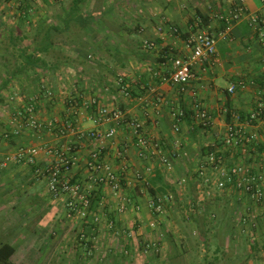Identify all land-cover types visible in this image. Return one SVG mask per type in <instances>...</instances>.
<instances>
[{
    "label": "crops",
    "instance_id": "1",
    "mask_svg": "<svg viewBox=\"0 0 264 264\" xmlns=\"http://www.w3.org/2000/svg\"><path fill=\"white\" fill-rule=\"evenodd\" d=\"M141 1L151 8L147 17L145 13L142 14L147 19L141 20L139 15L138 19H134L135 30L128 29L122 36H103L106 44H98L100 50L98 48L97 55L91 52L99 64L97 67L88 64V83L83 78L88 62L76 58L72 47L77 44L66 35L72 24H75L85 28L80 44L95 46L98 35L95 36L90 31L88 20L85 26L74 20L71 21L69 29L61 33L51 31V38L55 43L49 55L55 54L57 49L60 51L52 66L37 69V76L32 75L29 79L24 75L9 77V72L20 64L15 65L13 68H6V73L3 71L4 78L0 80L2 85L6 82L2 88L9 89L1 95L8 94L10 98H18L15 103H10V98L8 101L5 99L6 106L0 112V133L6 138L14 137V143L0 144V185H4L2 188H12V182L18 185L24 181L26 184L28 181H41L34 176L33 168L18 164L3 167L1 163L7 155L31 146L57 149L74 146L76 164L73 174L75 178L86 181L85 163L93 145L89 138H80L79 135L71 133L70 128L76 127L85 133L106 132L113 128V123L98 121L99 110L102 108L120 109L127 119L141 121L147 136L160 141L166 154L175 148L176 142L179 144V156L172 159L174 171L166 173L157 165L155 159L139 157L140 147L132 129L126 124L117 126L115 137L103 142L101 157L118 174H123V191L121 194H114L103 186L94 190V195L99 200L91 208L92 214L88 221L80 224V228L76 230L78 234L73 244L74 247H81L83 244L80 241L83 239L86 243H92L94 249L84 253L86 257L90 256L87 264H134L135 250L149 254V258L154 257L151 252L145 253L144 245L149 242L157 244L159 250L167 253L168 247L174 250L185 244V231L189 228L207 232L206 234L224 230L227 237H244L238 220L239 215L245 213L249 206L256 209L257 224L263 220L264 207L252 204L239 190L213 188L212 195H207L197 169L207 154L216 152L223 156L228 165L239 164L250 167L253 173L264 172V122L249 121L259 103L264 102V28L251 20L252 16L264 17V0ZM92 3L93 0H85L80 8L82 16L95 22L99 13H87L86 16L82 11L83 5L87 7L88 4L89 9ZM62 4H66V0H0V25L7 20L9 23L26 26L35 24L38 28L44 20V8L54 6L58 11ZM73 4L74 0H68L69 8L65 10L63 17L53 18L56 23L53 27H62L59 19L63 24ZM238 6H243L246 13L236 19L233 14ZM198 11L203 15L202 18L207 17V23L202 22ZM93 15H97L96 18H92ZM170 27H176L179 34H172ZM159 28H163L162 33L158 31ZM221 30H227V38L217 41V52L213 58L194 68V78L184 89L162 79L171 73L173 60L188 53L185 40L190 33ZM32 32L31 28L22 33L21 38L18 37L22 40L19 49H24V40L31 44L34 39H43L46 33L37 29L35 33ZM145 42L154 43V47H145ZM47 60L49 61L48 56ZM52 67L54 71L51 70ZM103 72L108 73L102 77L100 74ZM108 74L110 77H107ZM233 84L236 85V91L229 93L228 89ZM123 88H126L127 95L123 94ZM15 89L19 91L15 93ZM46 90L52 91V98L47 96ZM3 101L4 96H0V102ZM29 102L35 107V119L43 127L38 131L22 123L19 133L16 134V126L11 120ZM197 107L210 113V124L207 127H203L196 118ZM173 109L187 113L180 123L179 133L173 130ZM236 116H239V120ZM50 121L54 126L48 129L46 124ZM230 124L238 132L231 141L228 134ZM53 160L52 155L42 152L37 158V165H46ZM124 163L129 168L123 173ZM138 173L150 185L151 181L156 183L160 176L163 184L155 186L156 194L173 195L167 206V218L155 229L150 226L154 218L149 207V200L155 193L142 187V182L136 179ZM183 178L186 183L180 185L179 180ZM5 192L6 190L0 192V200L7 197ZM185 193L190 195L184 196ZM54 204L58 208L52 206L53 218L61 215L60 219L68 221L65 217V204L60 201H54L52 205ZM49 213L48 210L46 214ZM212 213H215L218 220L211 219ZM94 215L108 224L103 230L94 226ZM206 218L211 219L210 224ZM110 222L113 225L110 226ZM57 224L60 228H57L55 236L65 234L67 226H64L63 221H57ZM258 230L257 226L256 231L249 232L252 235L256 232L259 234ZM84 231H87V235H84ZM79 234L84 235L83 239L78 238ZM202 239L205 240L204 237ZM76 240H79L81 246L75 244ZM262 246L260 244V248ZM179 253L166 255L165 263H185L184 251L180 250Z\"/></svg>",
    "mask_w": 264,
    "mask_h": 264
},
{
    "label": "built area",
    "instance_id": "2",
    "mask_svg": "<svg viewBox=\"0 0 264 264\" xmlns=\"http://www.w3.org/2000/svg\"><path fill=\"white\" fill-rule=\"evenodd\" d=\"M245 13L246 9L243 6H238L233 15L237 19ZM251 20L255 24L259 23L260 28H264V17L252 16ZM158 31L162 33L163 28H159ZM169 31L175 35L179 34V30L176 27H170ZM227 36V30L190 33L185 40L188 53L185 56L175 58L171 73L162 79L166 82L179 85L184 89L194 78V68L198 64L213 58L217 52V41L220 38L226 39ZM144 46L154 47V43L145 42ZM228 91L229 93H234L236 85L233 84ZM122 92L124 95L128 94L126 88H123ZM46 94L49 98L53 97V93L50 90H46ZM17 99L11 97L10 103H15ZM31 102L26 103L24 111L18 110L11 120L12 124L16 126V134L19 133L22 123H26V125L38 131L43 127L34 117L35 107ZM93 103L96 102L93 101ZM195 115L203 127H207L210 124V113L206 109L197 107ZM171 117L174 121L173 130L175 133H179L181 130L180 123L185 117V112L173 109ZM236 119L239 120V116H236ZM256 120L264 122V102H260L257 110L249 117L250 122ZM98 121L113 123L114 127L106 132L94 131L89 133H85L76 127L70 128L71 133L79 135L80 138H89L93 145L89 159L85 163L87 179L84 182L75 178L73 174V168L76 164L74 146L69 145L65 149L42 148L38 146L24 147L13 154L7 155L2 161L3 167L9 164H18L33 168L34 176L39 180L45 181L47 191L53 201H60L65 204L66 219L79 225L87 222L88 217L92 214L91 207L94 190L103 186L109 188L114 194H121L123 191V174H118L101 157L103 142L115 137L117 126L122 124L128 125L132 129L133 135L140 147L139 157L142 159H155L157 165L166 173H173L174 162L172 159L179 156L178 142L175 143V148L169 154L164 153L160 141L154 137L147 136L144 132V124L137 119H127L125 113L120 109L102 108L99 110ZM53 124L50 121L46 124V127L51 129L54 126ZM237 133L235 126L230 124L228 126L230 141L236 138ZM42 152L52 155L54 157L53 162L41 166L37 165V158ZM120 156L123 157L124 155L120 154ZM128 168L129 165L124 163L123 173ZM197 173L202 179V185L206 188L205 192L207 195H212L213 188L217 190L232 188L244 193L251 200L252 204L264 207V172L253 173L250 167L244 165H228L223 156L216 152H210L200 163ZM136 179L142 182L143 188L148 189L150 187L149 181L145 180L142 174H136ZM185 183L186 179L179 180L180 185ZM172 198L173 195L171 193L152 195L149 200L152 218H154L150 223L152 228H157L160 222L167 218V206L172 201ZM123 207L122 205L121 210H123ZM211 217L215 218V213H212ZM238 221L241 223V233L247 234L249 231L256 230L258 226L256 209L249 206L245 210V213L242 212L239 215ZM93 224L98 230H103L104 226L108 225L106 222H102L101 218L97 215L93 217ZM109 225L111 226L113 223L110 222ZM144 249L145 253L151 252L152 254H157L160 251L158 245L151 242L146 243Z\"/></svg>",
    "mask_w": 264,
    "mask_h": 264
},
{
    "label": "rangeland",
    "instance_id": "3",
    "mask_svg": "<svg viewBox=\"0 0 264 264\" xmlns=\"http://www.w3.org/2000/svg\"><path fill=\"white\" fill-rule=\"evenodd\" d=\"M62 8L63 10H61ZM68 8V0H66V4L61 5L58 11H56L57 8L54 6H46L43 12L44 20L40 22L37 26L38 28H36L35 24L26 26L19 23H9L7 20L2 23V26L0 25V80L4 78L6 68H13L22 60L18 57L20 53L19 45L22 41L18 39V37H20L22 33L28 32L31 28L33 31L32 33H35V29L45 31L48 26L56 24L53 18L63 17L65 10ZM150 9L151 8L146 6V4L144 5L141 0H93L92 6L89 7V9L88 4L87 7L83 5L82 11L85 15L87 13H99L97 16L98 19H95V22L92 20L90 25H88L91 28L90 31H93L95 36L98 35L95 46L92 47L91 45L80 44L83 39L85 28H81L75 24H72L66 35H69L71 41H75L77 44L72 47L76 52V58L88 62L86 64L87 69L84 70L85 75L83 78L85 79V83H88V64L92 67H97L99 64L91 52L97 55L100 50L98 44H106L104 40L105 37L103 36L105 34L122 36L121 34L126 33L125 31L128 29L134 31V24H136L134 19H138L140 15L141 20H143L145 17L142 14L145 13L144 15L147 17ZM59 22L62 25L60 19ZM114 38L116 39V36ZM38 40L41 39L38 38ZM66 41H70V39H66ZM23 44H26L24 46L29 48L34 46L33 41L30 44L29 41L27 42L24 40L22 45ZM71 46L68 45V47ZM59 52L60 51L57 49L55 54H50L48 56L50 62L55 61L54 58ZM61 56L63 57L64 55L62 54ZM106 73L104 74L103 72L100 75L103 77ZM89 74H91V72ZM107 77H110V75L108 74ZM1 85L2 83H0V86ZM6 90L9 89H0V96H4V101L0 102V112H2L3 107L6 106L5 101H8L10 98V96H7L8 94L1 95L3 92H6ZM13 91L16 93L19 90L15 89ZM8 104L10 103L8 102ZM0 144H6V141H0ZM2 187H4L3 184L0 185V192L6 190L5 194L7 193V197L1 198L0 200V242L9 241L17 247L16 254L13 258L15 264H74L78 254L84 255L81 247H74L73 245L78 234L76 230L80 228V225L60 219L61 215H57L54 218L53 215H51L53 214L52 206L58 208L60 204L57 203L58 205H55V203L52 205L54 201L47 191L45 181H36V183L28 181L27 184L24 181V183L20 182L18 185L12 182V188L11 186L8 188ZM8 191L10 192L9 194ZM189 191H191V189H189ZM188 195L190 194H184V196L187 197ZM206 199L207 198H205V200ZM48 210L50 213L46 214ZM63 212L65 211L63 210ZM206 219L207 223L210 224L211 219ZM215 220H218V218ZM57 221H63L64 226H67L65 234H60V236H55V232L58 230L57 228H60ZM258 227L259 234L256 232V234L252 235V233L247 232L244 237H240L239 235L227 237L224 230H218L217 232H211L209 234L205 232L206 243L205 240L203 241L202 236H200L201 233L198 230L189 228L185 231V244L183 246L181 245L182 247L174 248V250L168 247L166 250L167 253L160 250L159 253H155V256L151 258L148 257L149 254L140 253L135 250L133 253V263L166 264L164 260L166 255H175L179 253L180 250H183L186 260L183 264H261V262L253 256L250 257V261L247 260L250 254H256L251 251L252 241L256 242L257 247L259 246V252H257L256 256H263L264 251L260 249V244H264V215L263 220L258 222ZM54 237L56 239H54ZM98 248L100 249V246H98ZM217 250L220 251L217 252ZM151 255L153 254L151 253ZM226 256L229 257L226 258ZM214 259L217 261H214ZM219 259L223 260L220 261ZM245 260H247V263L244 262ZM85 261V264H87L88 260Z\"/></svg>",
    "mask_w": 264,
    "mask_h": 264
},
{
    "label": "trees",
    "instance_id": "4",
    "mask_svg": "<svg viewBox=\"0 0 264 264\" xmlns=\"http://www.w3.org/2000/svg\"><path fill=\"white\" fill-rule=\"evenodd\" d=\"M44 1H48V0H44ZM85 1V0H74V4L70 10V12H67L68 14V18L64 21V23L62 24V27H59V26H49L46 28L45 30V35L43 37V39L41 40H37V39H34L32 40L33 43H34V47L33 49H28L26 47H24V49H19V54H18V57H20L22 60L20 63H18L17 66L15 69H13L12 71L9 72V77H15L17 75H24L26 76L27 78H31V76L35 75L37 76V69L39 68H45L47 67L48 65L52 66L53 65V62H50V60L48 61L47 60V56H49V53H50V49L54 46V40L51 38V31H56V32H63L67 29H69L70 25H71V21H76L77 24L81 25V26H85L87 25V20H88V25L90 24V22L92 21V19H87V17H84L82 16V12H81V8H80V4ZM97 15H93L92 18H96ZM198 16L199 18H202L203 15L198 11ZM202 22H206L207 23V17L206 19L205 18H202L201 19ZM201 24V23H200ZM51 70L54 71L53 67L51 68ZM5 83H3L2 86H0V89H2V87H5ZM24 111V110H22ZM187 116V113L185 114ZM1 126V124H0ZM6 141L7 143H14V137H11V138H6L4 135H2L0 133V141ZM5 159V157L2 159V161ZM1 161V163H2ZM157 184H163L162 183V180L160 179V176H158V180L153 182L151 181V185L150 187L148 188L152 193H157L156 189H155V186ZM99 199H97V196H95L93 194V198H92V207H95V205L97 204V201ZM211 217V215H210ZM216 218V217H215ZM215 218H212L211 219H215ZM87 230V229H86ZM257 230V229H256ZM255 230V231H256ZM87 231H84V235H87L86 234ZM200 236H202V238L204 237L205 238V233H202V231H200ZM78 238H82L81 234H79V237ZM83 239V238H82ZM80 242L81 244H83L82 246L80 245ZM79 240H76V243L77 245H80L83 249V254L85 253V251L88 253L90 252L91 249H94V247L92 246V243L91 242H85V239H83L82 241ZM86 243V244H85ZM84 245L86 247H84ZM259 248L257 247V244L255 241H252V248H251V251H253L254 253L257 254V252H259L258 250ZM264 251V244L263 246L260 248ZM16 251H17V247L9 242V241H1L0 242V264H15L14 261H13V258L16 254ZM220 250H217V252H219ZM261 251V250H260ZM253 255V254H250V256L247 258V260L250 259L251 256L255 257V259H258L261 264H264V253H263V256H256ZM155 255V254H154ZM90 257V256H89ZM88 256H84L82 254H78L75 258V261H74V264H85L86 261L85 260H88L89 258ZM217 259V258H216ZM81 260H84V261H81ZM247 260H245L244 262L247 263Z\"/></svg>",
    "mask_w": 264,
    "mask_h": 264
}]
</instances>
